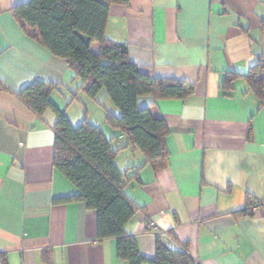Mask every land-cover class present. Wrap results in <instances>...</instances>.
Instances as JSON below:
<instances>
[{
	"label": "crops",
	"instance_id": "1",
	"mask_svg": "<svg viewBox=\"0 0 264 264\" xmlns=\"http://www.w3.org/2000/svg\"><path fill=\"white\" fill-rule=\"evenodd\" d=\"M24 1L0 0V264H128L114 238H96V212L53 165L56 114L36 116L15 97L35 80L54 85L50 101L73 125L86 116L119 149L135 205L124 229L144 257L159 237L171 250L187 245L197 264H264V99L241 76L264 62V0L109 6L105 36L125 43L141 72L194 84L184 99L137 98L168 127L161 167L105 123L106 112L118 115L106 91L88 97L69 63L13 15Z\"/></svg>",
	"mask_w": 264,
	"mask_h": 264
},
{
	"label": "trees",
	"instance_id": "2",
	"mask_svg": "<svg viewBox=\"0 0 264 264\" xmlns=\"http://www.w3.org/2000/svg\"><path fill=\"white\" fill-rule=\"evenodd\" d=\"M112 3L129 5L130 0H26L12 13L24 28L38 30L39 42L51 54L69 63L74 77L80 79V90L88 97L94 98L102 89L106 91L118 115L106 112L105 123L119 128L127 138V146L139 149L145 163L161 167L168 155V127L160 114L149 107H138L137 98L184 99L194 93V84L141 72L129 59L127 45L105 36ZM94 42L98 44L96 53L91 50ZM241 76L264 99V62L256 63ZM53 88L50 83L35 80L14 95L36 116L48 109L56 114L53 165L78 189L73 198L96 212V238H114L118 258L128 264H197L187 245L171 250L159 237L154 258L139 252L136 239L124 229L135 205L125 193V175L114 162L119 149L113 148L112 139H107L86 116L73 125L50 101ZM0 89L5 90L1 85Z\"/></svg>",
	"mask_w": 264,
	"mask_h": 264
},
{
	"label": "built area",
	"instance_id": "3",
	"mask_svg": "<svg viewBox=\"0 0 264 264\" xmlns=\"http://www.w3.org/2000/svg\"><path fill=\"white\" fill-rule=\"evenodd\" d=\"M256 207L255 203H250L249 204V210H254ZM147 229L149 231L154 232L156 235H161L163 233V230L159 228L153 221H149L147 225Z\"/></svg>",
	"mask_w": 264,
	"mask_h": 264
}]
</instances>
